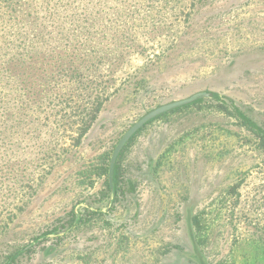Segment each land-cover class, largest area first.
<instances>
[{
	"label": "rangeland",
	"instance_id": "rangeland-1",
	"mask_svg": "<svg viewBox=\"0 0 264 264\" xmlns=\"http://www.w3.org/2000/svg\"><path fill=\"white\" fill-rule=\"evenodd\" d=\"M44 36L0 47V264H264V150L234 115L264 130V0H96ZM198 92L221 99L134 135L112 201L121 136Z\"/></svg>",
	"mask_w": 264,
	"mask_h": 264
},
{
	"label": "trees",
	"instance_id": "trees-1",
	"mask_svg": "<svg viewBox=\"0 0 264 264\" xmlns=\"http://www.w3.org/2000/svg\"><path fill=\"white\" fill-rule=\"evenodd\" d=\"M96 0H0V47L14 44H24L22 51L13 53V58H27V49L36 42L41 46L47 41L44 35L51 30L59 32L67 24V19L79 14L82 10L93 8ZM99 0H97V3ZM31 44V45H30ZM213 99L220 100L218 94L213 93ZM199 100L191 105L201 103ZM189 106V105H188ZM184 106L182 108H185ZM182 108L176 109L180 110ZM226 110V109H225ZM227 112V111H226ZM234 115L240 119L258 138L259 146L264 150V130L247 118L240 110L234 108ZM155 120V119H154ZM152 122V121H151ZM121 151L119 157L121 156ZM118 157V158H119ZM98 170V176H107L110 157ZM119 165L114 169V186L118 183ZM108 190L109 185L106 181Z\"/></svg>",
	"mask_w": 264,
	"mask_h": 264
},
{
	"label": "water",
	"instance_id": "water-1",
	"mask_svg": "<svg viewBox=\"0 0 264 264\" xmlns=\"http://www.w3.org/2000/svg\"><path fill=\"white\" fill-rule=\"evenodd\" d=\"M214 95L211 92H198L195 93L187 98L179 99L172 101L167 104L160 105L151 111L147 112L145 115H143L138 121H136L134 124H132L125 133L121 136V138L118 140L117 144L115 145L111 156H110V162L108 167V174H107V183L109 185V189L112 196V201L115 196V186H114V169L116 165V161L121 153V151L124 149V147L129 143V141L136 135L145 125L153 121L154 119L169 113L171 111H174L176 109L182 108L184 106L191 105L199 100L204 99H213Z\"/></svg>",
	"mask_w": 264,
	"mask_h": 264
},
{
	"label": "flooded vegetation",
	"instance_id": "flooded-vegetation-1",
	"mask_svg": "<svg viewBox=\"0 0 264 264\" xmlns=\"http://www.w3.org/2000/svg\"><path fill=\"white\" fill-rule=\"evenodd\" d=\"M111 193V192H110ZM115 193H116V190H115ZM115 197V196H114Z\"/></svg>",
	"mask_w": 264,
	"mask_h": 264
}]
</instances>
